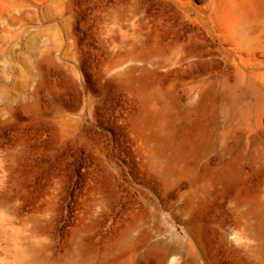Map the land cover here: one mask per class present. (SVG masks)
Listing matches in <instances>:
<instances>
[{"label":"rangeland","instance_id":"obj_1","mask_svg":"<svg viewBox=\"0 0 264 264\" xmlns=\"http://www.w3.org/2000/svg\"><path fill=\"white\" fill-rule=\"evenodd\" d=\"M0 264H264V0H0Z\"/></svg>","mask_w":264,"mask_h":264}]
</instances>
